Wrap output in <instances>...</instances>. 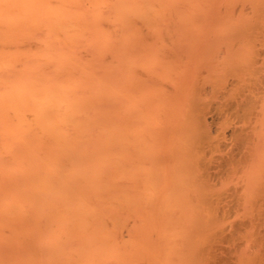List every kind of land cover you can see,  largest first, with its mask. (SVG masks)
I'll return each instance as SVG.
<instances>
[{"label":"bare ground","instance_id":"6f19581e","mask_svg":"<svg viewBox=\"0 0 264 264\" xmlns=\"http://www.w3.org/2000/svg\"><path fill=\"white\" fill-rule=\"evenodd\" d=\"M0 264H264V0H0Z\"/></svg>","mask_w":264,"mask_h":264},{"label":"rangeland","instance_id":"374dc122","mask_svg":"<svg viewBox=\"0 0 264 264\" xmlns=\"http://www.w3.org/2000/svg\"><path fill=\"white\" fill-rule=\"evenodd\" d=\"M209 14H210V12L208 13V15H209ZM207 19H209V17H208ZM208 21H209V20H208ZM205 27H206V26H203V27L201 28V31H200V29L197 31V34H198L199 36H201L200 38L202 39V41H205V39H206V37H207V32H208V31L206 30ZM203 29H204V30H203ZM201 33H202L203 35H202ZM203 36H204V37H203ZM202 37H203V38H202ZM187 43H188V42H186V43L183 42V45H184V44L187 45V46H188V49H186L187 46L184 48L185 45H184V46L182 45L181 47H182V52H183V51L185 52V51L187 50L186 53H187V55H188V53H189V54L191 53L192 50L190 51V49H192V48L190 47V49H189V46H191V44H190V42H189V44H187ZM192 45H193V44H192ZM201 45H202V44H201ZM194 46H195V45H194ZM192 47H193V46H192ZM200 47H201V46H199L198 48H200ZM202 47H205V46L203 45ZM202 47L200 48V50L202 49ZM186 53H185V55H184V54H182V55H184L185 57H187ZM138 65H139V64H138ZM141 65H143V64H141ZM144 65H145V64H144ZM144 65L142 66L143 68L139 65V66H140L139 70L142 69V71H144L143 69L146 68V70H148V69H150V67H151L150 64H147V66H146V65L144 66Z\"/></svg>","mask_w":264,"mask_h":264}]
</instances>
